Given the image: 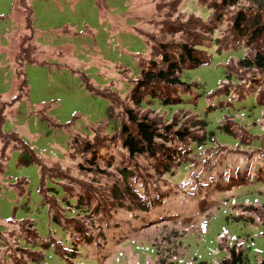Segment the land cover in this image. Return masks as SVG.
Returning <instances> with one entry per match:
<instances>
[{
    "label": "rangeland",
    "instance_id": "1",
    "mask_svg": "<svg viewBox=\"0 0 264 264\" xmlns=\"http://www.w3.org/2000/svg\"><path fill=\"white\" fill-rule=\"evenodd\" d=\"M257 2L0 0V264H220L231 247L261 264L264 71L239 65L264 53ZM183 45L207 63L163 86L179 104H129L139 64ZM126 107L166 132L154 157L122 148Z\"/></svg>",
    "mask_w": 264,
    "mask_h": 264
},
{
    "label": "trees",
    "instance_id": "2",
    "mask_svg": "<svg viewBox=\"0 0 264 264\" xmlns=\"http://www.w3.org/2000/svg\"><path fill=\"white\" fill-rule=\"evenodd\" d=\"M237 1L238 0H222V3H224V5H226L227 7H232L236 5ZM257 3L259 7H262L264 9V0H259V2ZM244 21V17H242L241 15L237 16L234 22V27L238 33H242L244 29L242 23ZM252 33L255 34V38H260L264 34V25L261 27L259 25L254 26ZM180 51L181 52L178 55H175V60H171L170 56L164 50L160 54V62L163 64V67L161 68L159 62L148 63L146 68H144L143 64L140 63L139 68L141 70V74L134 80L135 84L132 85L130 97L127 99V102L139 110L144 109L142 108V103L150 97L157 99L162 105L179 104L175 102L180 100L177 95L174 99L162 96L163 86L174 89L172 94L177 93V88H188L179 80V74L181 70L191 69V67L196 68L207 63V61L205 62L199 60L198 58H195L194 54L200 52V49L198 48H191L187 45H183L181 46ZM239 65L245 69H256L264 71V53L257 51L256 53H254L253 58L250 60L241 57L239 59ZM17 76L23 78V73L18 72ZM21 83H25L23 79L21 80ZM19 87V89L22 91V84H20ZM154 87H156V90L154 89ZM97 91L102 93H112L110 90ZM103 97L108 98L107 95L106 97ZM19 98H21V95L12 100V102H7L8 105L12 106L14 102H16ZM2 104L6 105V103ZM112 108V111H114L115 107H113L112 105V107L109 109L110 118H112L110 113ZM124 108L121 110V112L123 111L126 122L122 124V122L120 121L121 128L118 129L121 131L120 140L122 142V148L127 151L130 158L142 155L154 157L157 153V145L163 146L168 142L166 138V132H160V130L158 129V125L153 120H149L146 115L139 117V114H136L133 108L126 107L125 110ZM201 123H203L204 127L205 123ZM130 126L133 127L134 132L129 129ZM164 130L170 131L171 126L168 124L164 128ZM225 130L227 133H229L227 129ZM204 135L205 133H203V135H200L199 140H191L190 144L192 143L197 146L198 149H200V147L206 142V138ZM174 136L177 138L178 142L184 143L186 141L184 139L189 136V133L185 130L184 132H175ZM159 142L162 144H158ZM189 149L190 147H188V150ZM262 212L264 214V207L262 208ZM228 255V258L224 259L220 264H245V257L242 251H238L234 247H231L230 249H228ZM261 264H264V260L261 262Z\"/></svg>",
    "mask_w": 264,
    "mask_h": 264
}]
</instances>
